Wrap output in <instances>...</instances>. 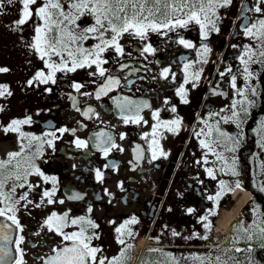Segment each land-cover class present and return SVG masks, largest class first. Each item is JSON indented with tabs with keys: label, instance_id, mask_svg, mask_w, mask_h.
Masks as SVG:
<instances>
[{
	"label": "flooded vegetation",
	"instance_id": "flooded-vegetation-1",
	"mask_svg": "<svg viewBox=\"0 0 264 264\" xmlns=\"http://www.w3.org/2000/svg\"><path fill=\"white\" fill-rule=\"evenodd\" d=\"M62 2L66 6V0ZM245 3L251 7L254 0H243L241 6ZM241 6L231 33L227 32L224 25L219 33L210 32L207 40L200 38V29L194 24L187 29L169 32L167 36L149 33L147 41L125 34L120 39L125 50L124 56H117L112 49L104 54V58L108 60L104 67L109 70L106 76L116 77L120 84L97 99V86L104 83L105 78L90 76L94 67L78 69L72 73L58 72L56 84L27 85L35 72L44 68L43 61L29 47L38 21L33 17L25 25L15 29L14 21L19 19L21 6L19 3L5 4L0 12V67H6L9 71L0 73V84L8 85L12 95L0 97V106L4 109L0 112V159H8L9 152H19L21 144H28V140L21 139L19 133H4L3 127L13 119L31 117V123L20 126V131L30 136L48 140L52 137L45 134L55 132L57 137L52 146L44 143L41 148L43 154L35 158L36 165L45 175L57 178L54 197L57 203L47 204L45 201L41 207L36 208L34 204L40 202L43 190L51 189L52 184L44 183L38 176H30L29 181L39 185L29 193L28 198L34 204L21 208L17 213L23 232L15 230L13 226L14 240L17 235L24 236L20 247L26 264H43L39 257L51 255V249L61 243L60 236L42 228L43 221L53 211L58 214L67 211L70 218L85 216L94 220L99 228H89L88 232H95L100 237L92 241V246L101 249L97 254L98 258L106 257L111 260L121 256L123 251L121 264H144L145 261L149 264H175L173 257L178 264H199V261L190 258L193 254H219L220 249L230 246L234 225L242 219L245 224L251 223L256 215L264 213V192L259 190L264 185V148L259 146L260 135L256 131L264 118V71L260 72V97L256 106L249 109L246 122L242 125V143L235 153L224 152L229 164L233 157L236 158L239 176H233L230 172L226 174L227 170L220 171L224 167L223 163L200 146V139L206 137L195 135L201 128L207 131L206 126L201 123L202 119H207L210 124L214 123L219 117L209 119L210 113L226 108L233 98L239 99L234 96V90L229 85L230 77L226 75L221 78L219 72L228 66L234 71L240 67L237 56L241 51L244 35L240 24L244 15H254L252 12L244 13ZM78 23L87 26L93 20L86 16ZM220 23L224 24L223 21ZM107 35L110 36L111 33ZM180 36L192 41L195 47L185 48L178 44L176 41ZM95 43L96 40L89 39L84 42V46L91 48ZM144 43H151L156 52L141 55ZM203 44H207L211 51L206 54L207 63H197L198 50L203 54ZM232 45L241 47L233 48ZM52 59L59 60L55 56ZM185 63H192L189 71L203 69L199 81L184 84ZM121 65L127 67L122 68ZM165 67L171 68L168 79L160 75L161 69ZM252 67L256 70L260 68L258 65ZM172 73L175 74V79L172 78ZM74 82L84 85L80 92L71 86ZM181 84L187 90V104L181 103L176 94V89ZM193 84L196 86L193 87ZM242 85L243 80L238 77V86ZM46 88H51V91H46ZM214 88L227 95H214ZM125 97L128 101L135 102L134 106H141L139 115L143 120L139 124L124 122L123 117L131 115L118 107V104L125 103ZM166 100L168 103H165ZM145 103L147 107H143ZM173 106L177 109L175 113L170 110ZM88 108L94 109V113L86 116L84 113ZM157 110L160 120H172L176 116L182 118L177 133L158 129L156 139L159 148L155 145L150 147L153 139L152 126L157 123L152 113ZM219 127L231 135L240 134V129L234 123L221 121ZM60 128H67L69 131L60 133ZM101 132L112 137L103 147H110L113 142L119 146L110 148L107 156L102 148L97 147L101 140L106 139L98 137L97 134ZM145 133L149 134L146 138ZM121 134L124 135L123 139ZM77 139L86 141L87 147H76ZM37 145L38 141L33 140L31 147L25 148V154L35 152ZM154 148L156 159L152 155ZM160 149L166 155H160ZM217 151H223V148H218ZM205 158L208 160L207 164L203 163ZM198 160L201 163L197 164ZM207 167L213 168L216 179L208 176L205 172ZM97 169L103 173V180H97ZM221 180L226 182L228 188L218 201L209 200V196L215 197L221 190ZM237 180L241 183L240 187L235 186ZM11 184L12 181L6 184V191ZM25 191L27 188H17L16 195ZM73 195H79L82 199H71ZM245 197V203L231 216L236 203ZM59 200L64 203L60 204ZM257 205L259 208L254 214L253 209ZM89 207L92 209L91 213L88 211ZM189 208L195 211L188 213ZM210 212H215V215ZM206 215L208 221L201 222L200 218ZM133 217L137 222L128 224L123 234L115 232L117 227ZM0 221L11 223L4 218H0ZM112 221L114 223H110ZM205 222H211L210 231L206 232L204 229ZM173 229L180 235L174 237ZM78 230L79 226L65 229L67 232ZM129 230L132 235H128ZM193 233L199 236L207 234L208 239H199ZM118 235L124 240V244L118 243ZM231 246L246 247L244 243ZM10 248L15 258V245H10ZM149 249L161 251L150 252ZM254 255L260 264H264V249L257 247ZM239 258L243 260L244 256L239 254Z\"/></svg>",
	"mask_w": 264,
	"mask_h": 264
},
{
	"label": "snow or ice",
	"instance_id": "snow-or-ice-1",
	"mask_svg": "<svg viewBox=\"0 0 264 264\" xmlns=\"http://www.w3.org/2000/svg\"><path fill=\"white\" fill-rule=\"evenodd\" d=\"M233 0H68L67 7L62 0H0V12L3 11L5 4L11 5L19 3V19L14 21L15 29H19L20 26L25 25L30 19L35 17L38 21L34 28V36L32 37V43L29 47L38 54L39 59L43 61L44 68L39 69L35 74L27 81L28 86L34 85H47L49 83L56 84V74L72 73L78 69L93 68L94 71L90 72V76L104 77V83L97 86L95 96L99 99L102 95H107L114 86L120 84V80L112 75H107L108 69L104 67L108 63V60L104 58V54L112 49L117 56H124L125 50L120 43V39L125 35H131L134 38H138L140 41H147L149 33H158L167 36L169 32L176 31L178 29H187L190 25L195 24L199 26L200 38L207 40L210 32H219L216 21L220 19L218 16V10L230 6ZM35 6V7H34ZM243 12H252L254 15L248 17L244 15L246 21L241 27L245 37L254 41L252 44H244L242 47L238 45H232L233 48L241 47V51L237 56L240 67L235 71L231 66H228L224 71L219 72L221 78L228 75L230 77L229 85L234 90V96L239 99L233 98L232 102L226 108H222L219 112H212L209 114V119L212 117H219L214 123L210 124L207 119H202L201 123L207 128V131L201 128L195 132L197 137L204 136L206 139H200V146L207 149L216 156L218 161H221L224 165L220 171L230 172L233 176H239L240 173L236 170V158L233 157L231 164L228 162V158L224 155V152L235 153L237 148L242 143L243 127L246 122V118L249 115V109L256 106L257 100L260 97V72L264 71V0H254L251 7L247 3L242 6ZM91 16L93 23L87 26H82L78 23L82 18ZM14 29V30H15ZM111 33V35H107ZM89 39L97 41L91 48L85 47L84 42ZM178 44L183 45L185 48H194L195 45L192 41L186 40L183 36L176 41ZM203 48V54L198 50L197 63H207L206 54L211 51L207 44L201 46ZM156 49L153 48L151 43H144L140 50L141 55L145 53L153 54ZM58 57L59 60H54L52 57ZM203 56V58H201ZM253 65L260 66L259 70L253 69ZM121 67H127V65H121ZM192 68V63H185L183 71L184 84L190 81H199L203 69L196 71H189ZM45 69L47 71H45ZM6 67H0V73L8 72ZM171 72L170 67L161 69L160 75L164 79H168V75ZM238 77L242 78L243 85L238 86ZM172 78L175 79V74L172 73ZM181 84L176 89L177 96L180 97L181 103L187 104V90ZM77 92L84 87L81 83H73L71 85ZM196 85L193 84V87ZM46 91L50 92L51 88H46ZM214 95L226 96L227 93L217 91L216 88L212 89ZM12 92L8 85L0 84V97L11 96ZM83 95H91L90 93H83ZM125 103L118 104L121 111L127 110L131 115H125L123 117L124 122L127 124L129 121L135 124H139L143 117L139 115L141 106H134L135 102L128 101L127 98H123ZM165 103H168L166 100ZM145 103L143 107H147ZM4 109L0 106V112ZM171 112L177 111L173 106ZM223 112H229V115H221ZM94 113V109L88 108L84 115ZM153 119L157 121L152 126V141L150 147L155 145L159 148V143L156 139L158 129L172 133H177L182 124V118L176 116L172 120H160L159 110L152 113ZM234 123L237 129H240L239 135H231L223 131L219 125L220 122ZM31 123V117H26L23 120L13 119L7 126L3 127L4 133L16 132L19 133L21 139H27L28 144H21V150L19 152H9L8 159H0V218H4L5 221L11 223H5L0 221V264H26L23 259L24 252L20 247L24 242L23 235H17L16 239H13V226L15 230L23 232V226L18 219L17 213L21 208H27L29 205H33L34 201L29 199V193L39 185H34L29 181L30 176H38L44 183H51V189L43 190L41 194V200L39 203H35L36 208L41 207L45 201L47 204H54L57 201L54 199L56 195L57 178L55 176L45 175L44 172L36 165L35 158L42 155L41 148L44 143L52 146L53 140L56 139V133H46V136L52 137V139L44 140L41 137L30 136L29 134L20 131V126ZM146 123V121H145ZM60 133L68 132L67 128L58 129ZM74 131V130H72ZM260 135L259 146L264 148V118L261 119L258 128L256 129ZM98 137H106L101 140L97 147L102 148L104 155L107 156L110 148L119 147L114 142L110 144V147H103V145L112 140L111 136H106L101 132L97 134ZM149 134L145 133L146 138ZM124 135L121 134V139ZM38 141L35 152L31 154H25V148H30L32 141ZM76 147H87V142L77 139L75 141ZM218 148H223V151H217ZM123 149H121L122 151ZM139 150V146H137ZM153 159L157 158L156 149L152 152ZM160 155H166L162 149H160ZM207 155V154H205ZM14 162V163H13ZM201 161H197V164ZM204 164L208 163L205 158ZM264 167V166H262ZM205 172L212 179H216V175L212 167L205 168ZM97 180H103V173L96 170ZM12 181L8 190H5L6 184ZM221 190L216 193V196H209V200H219L222 193L228 188L225 181L220 182ZM236 187H240L239 180L235 182ZM17 188L27 191L23 192L19 196L16 195ZM264 192V185L259 189ZM71 199H82L79 195H73ZM23 202V203H21ZM63 204V200L58 201ZM259 206L257 205L253 212L257 213ZM89 213L92 209L89 207ZM188 213H192L195 210L193 208L187 209ZM215 215V212H210ZM201 222L208 221V217L202 216ZM135 217L131 220H127L124 224H121L115 229L117 234H123V230L128 224L136 223ZM114 223V221L110 222ZM71 226H79L78 231L67 232L65 229ZM204 229L211 230V222L203 223ZM42 228H46L48 232H54L60 236L61 243L51 249L52 254L47 257H39L43 261V264H121V257L124 256L122 251L121 256L113 257L108 260L106 257L98 258L97 254L101 252L99 247L92 246L93 239H99V235L95 232L89 234L88 229H97L99 225L85 216H79L70 218L69 212L58 214L53 211L43 221ZM234 236L230 241V246L219 250V254L213 256L211 253L200 256L193 254L190 258L199 261V264H260L255 259L256 248L264 249V213L256 215L251 223L245 224L242 219L233 228ZM39 235V233H36ZM128 235H132L131 231H128ZM172 235L179 236L180 233L172 230ZM194 237H198L202 240H207L208 235L199 236L197 233H193ZM192 237H185V239H191ZM117 241L120 244H124V240L117 236ZM238 243H244L246 247H233ZM15 245L16 257L13 258L12 249L9 245ZM131 247V245H129ZM150 252H158L160 249H149ZM163 255H170L162 253ZM239 254L244 256V259L239 258ZM172 260L175 264L173 257ZM144 264H149L145 261Z\"/></svg>",
	"mask_w": 264,
	"mask_h": 264
},
{
	"label": "rangeland",
	"instance_id": "rangeland-1",
	"mask_svg": "<svg viewBox=\"0 0 264 264\" xmlns=\"http://www.w3.org/2000/svg\"><path fill=\"white\" fill-rule=\"evenodd\" d=\"M67 2H68V0H66L65 8L67 7ZM242 2H243V0H233L232 4L230 6L220 8L218 10V16L220 17V19H218L216 21V24H217V27H219V29H223L224 25H225V29L227 30V32L231 33V31L233 30L234 24L237 22L236 16H237L238 9L241 6ZM88 18L92 19L91 16H88ZM221 21L224 22L223 25H221V23H220ZM214 33H217V32H214ZM252 43H254V41L252 39L247 38L244 35H242V41H241L242 46L244 44H252Z\"/></svg>",
	"mask_w": 264,
	"mask_h": 264
},
{
	"label": "bare ground",
	"instance_id": "bare-ground-1",
	"mask_svg": "<svg viewBox=\"0 0 264 264\" xmlns=\"http://www.w3.org/2000/svg\"><path fill=\"white\" fill-rule=\"evenodd\" d=\"M245 196H247V195H245ZM246 200H247V197L242 198L238 203H236V207L234 208L231 216H234L235 213L238 212V210L242 207V205L245 203Z\"/></svg>",
	"mask_w": 264,
	"mask_h": 264
},
{
	"label": "water",
	"instance_id": "water-1",
	"mask_svg": "<svg viewBox=\"0 0 264 264\" xmlns=\"http://www.w3.org/2000/svg\"><path fill=\"white\" fill-rule=\"evenodd\" d=\"M246 21L243 19L242 21H241V24H240V29L242 30V25L245 23ZM9 247H10V245H9Z\"/></svg>",
	"mask_w": 264,
	"mask_h": 264
}]
</instances>
